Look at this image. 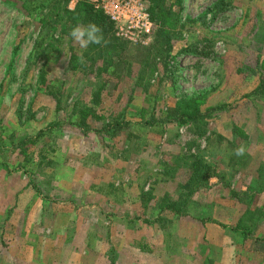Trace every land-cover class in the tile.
<instances>
[{"label": "rangeland", "instance_id": "obj_1", "mask_svg": "<svg viewBox=\"0 0 264 264\" xmlns=\"http://www.w3.org/2000/svg\"><path fill=\"white\" fill-rule=\"evenodd\" d=\"M81 1L0 0V264H264V0H160L143 41L113 23L110 60L62 33ZM190 97L220 107L202 134L163 120ZM192 155L217 175L162 211Z\"/></svg>", "mask_w": 264, "mask_h": 264}, {"label": "trees", "instance_id": "obj_2", "mask_svg": "<svg viewBox=\"0 0 264 264\" xmlns=\"http://www.w3.org/2000/svg\"><path fill=\"white\" fill-rule=\"evenodd\" d=\"M147 3L148 12L150 14V17L152 20H156V16L160 14V0H144ZM57 6L59 5V0H56ZM46 5V4H43ZM48 5V4H47ZM23 11L28 13V7L25 3L21 4ZM64 14L62 15L61 19L65 23L64 26H62V33L66 32L65 26L67 23L71 25V28L77 24H83L87 25L89 22L95 23L99 25L102 30L105 39L108 41L107 45H103L101 48V45L95 44V47H100L98 49L97 54L100 56H103L105 60H110V57L120 56L121 52L124 51L122 44L118 41L117 38L113 36V27L114 24L110 19L99 9H94V6L90 4L89 2L86 3L84 1H81L76 4V6L68 10L63 7ZM48 15V14H47ZM67 33H70V30ZM112 33V34H111ZM106 54L109 56L106 58ZM87 59L93 60L92 57H87ZM107 67L104 66L102 70L104 71ZM44 85V71L41 72L40 76L37 78V88H41V86ZM100 88H97V90H94L93 97L91 99V102L96 103L98 95H99ZM255 92H257L260 95L264 94V79L260 80L257 86L254 89ZM57 104L60 103L59 98L56 97ZM199 98L196 97H190V98H181L179 99L174 106H172L166 116L163 118L164 121H175L179 124H185V123H196L201 121V124H198V132L202 134L204 132V127L202 125V121L205 119V117L213 112L220 109L219 106L209 107L205 111H202L199 106ZM92 110V108L87 107L86 105H81L80 108L76 109L77 118H76V125L80 126L84 129H88L87 124V115ZM91 115V114H90ZM122 125H120L117 121L115 123L110 124V122H107L103 125V129H105L109 134L114 135L117 133V130H120ZM43 133L37 134L36 138L29 139L28 141L35 142L36 139L40 138V136ZM189 166L191 170L193 171V174L188 180V183L185 185H181L182 187V193H180L181 199L175 200L170 197L164 196L162 198V206L161 210H167L168 212L172 213L173 215H181L186 211L187 208V202L191 199V195L194 192L195 188L198 186L205 185L207 181V177L211 175H217V172L215 171V168L212 164L209 162L203 160L202 158L192 155L190 158Z\"/></svg>", "mask_w": 264, "mask_h": 264}, {"label": "built area", "instance_id": "obj_3", "mask_svg": "<svg viewBox=\"0 0 264 264\" xmlns=\"http://www.w3.org/2000/svg\"><path fill=\"white\" fill-rule=\"evenodd\" d=\"M88 1L116 25L122 37L138 42L151 34L153 23L144 0Z\"/></svg>", "mask_w": 264, "mask_h": 264}, {"label": "clouds", "instance_id": "obj_4", "mask_svg": "<svg viewBox=\"0 0 264 264\" xmlns=\"http://www.w3.org/2000/svg\"><path fill=\"white\" fill-rule=\"evenodd\" d=\"M70 37L79 45L81 49H86L89 45L98 44V45H107L108 41L105 39L102 28L92 22H89L87 25L77 24L73 26L69 33ZM80 61L84 62V57L81 54ZM245 153V147L240 145L235 149V155L243 156Z\"/></svg>", "mask_w": 264, "mask_h": 264}]
</instances>
